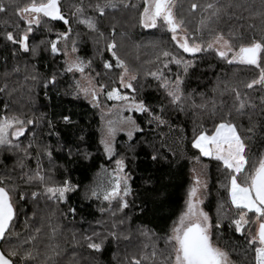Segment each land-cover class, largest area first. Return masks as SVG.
<instances>
[{"label": "trees", "instance_id": "1", "mask_svg": "<svg viewBox=\"0 0 264 264\" xmlns=\"http://www.w3.org/2000/svg\"><path fill=\"white\" fill-rule=\"evenodd\" d=\"M58 1L68 24L42 17L39 24H32L33 31L27 33L28 51L6 39L7 32L18 38L27 28L15 14L12 0H3L8 7L0 13V120L18 117L25 122L34 121L25 123V132L19 137H9L13 144L20 145L19 149L0 145V186L10 190L15 210L11 226L0 243L3 252L6 255L12 250L17 252L10 257L14 264H24L21 257L28 259L26 253L33 257L28 264H128L133 255L137 258L149 255L144 264H162L170 250L166 236L183 207L191 180L190 167L198 162L208 173L204 208L211 219L213 237L237 264H254V248L247 239L255 217L249 213L252 222L245 224L240 233L235 231L232 221L238 212L228 196L230 172L221 161L201 155L192 147V141L201 131L211 133L215 124L228 118L226 114L235 103L231 89L237 88L241 97L256 107L246 109L242 116L233 110L231 119L242 136L251 137L246 141L249 157L255 160L264 153L261 104L264 88L244 87L258 76L259 69L229 63L212 49L185 53L170 40L171 32L165 25L164 31H160L158 20L155 27L140 23L144 0ZM29 2L14 0L21 7ZM193 3L199 6L195 10L191 9ZM97 4L115 7H105L100 15ZM207 4L219 8V14L212 16ZM80 8L82 11H78ZM174 14L183 21L182 28L190 36L220 33L236 45L264 39V0H175ZM88 18L96 23L95 30L79 22ZM69 28L66 40L57 39L59 33ZM53 40L60 52L51 51ZM109 44H115L116 55L136 74L135 91L125 90L165 121L159 124L148 113H138L140 130L131 140L120 134L110 158L99 140L97 109L78 91L77 81L64 69L63 52L67 46L75 47L88 60V68L104 90H110L120 88V68L108 51ZM165 51L192 62L187 74L183 64L172 63L171 56L162 55ZM105 61L112 68H104ZM156 71L169 81V87L174 86L177 75L182 78L183 96L178 104L170 102L167 89L160 87L161 80L148 75ZM53 75L56 82L46 83ZM64 116H69L70 121L66 122ZM253 126V132L246 131ZM153 154L157 155V161L151 159ZM121 158L131 175L128 207L119 209V200L113 199L107 208L100 209L97 200L83 197L82 189L96 170L112 167ZM37 171L44 177L43 182L29 179ZM65 180L78 187L67 193L66 201L49 199L45 187L60 185ZM32 192L37 196L33 197ZM113 231L129 238L113 240L109 236ZM86 236L95 242L103 240L99 252L87 248ZM153 245L157 252L154 258L150 256Z\"/></svg>", "mask_w": 264, "mask_h": 264}, {"label": "snow or ice", "instance_id": "2", "mask_svg": "<svg viewBox=\"0 0 264 264\" xmlns=\"http://www.w3.org/2000/svg\"><path fill=\"white\" fill-rule=\"evenodd\" d=\"M175 0H144L143 11L140 13V23L144 27H155L158 19H162L167 26L169 32L172 33L173 41L177 42L179 48L183 49L185 53L195 54L204 50L200 43H197L195 39L191 42L188 39L187 34L177 40L178 30L181 29L183 21H178L173 12ZM12 6H14L15 14L23 20L27 25L24 33L18 38L14 37L12 32H7L6 39L13 43L19 44V47L24 51H28V35L33 31L32 24H39L42 17H48L53 20H62L64 24H68V20L61 13L58 0H30L29 3L21 7L19 4H15L12 0ZM115 7V5H96V10L100 15L104 14L105 7ZM7 7L3 0H0V13L6 12ZM199 7L197 4H191V9L195 10ZM207 9H212V16H217L220 12L219 8H216L213 4H207ZM82 11V8L78 9ZM75 15V13H74ZM207 19V18H206ZM85 24L89 29L95 30L96 23L91 19H81L79 21ZM203 23V21H202ZM18 27V25H17ZM71 29L63 33H59L57 39L63 37L65 40L69 36ZM214 42H220L222 47L217 49V55L221 58H228L229 53H232L229 63H240L245 65H252L259 69V74L255 78L247 82L244 87L252 89L254 86L259 85L264 88V39L256 40L252 39L249 43H241L238 48L234 50V46L230 40L224 39L222 35L217 34ZM75 45V41H73ZM208 48L213 47V42H209ZM108 51L112 52V56L115 58L116 67L121 68L120 72V87L133 89L131 81L137 79L136 75H127L129 69L125 65V62L120 59L114 51L115 44L107 45ZM35 47L32 51L35 52ZM75 51V47L72 49ZM51 51L57 53L59 51L57 47V41H51ZM66 55V53H65ZM164 57H170L172 63L177 65H184V72L187 74L188 68L192 66L191 61H185L176 56H172L169 52L162 53ZM91 61H89V66ZM112 64L105 61L104 68H112ZM164 67H167L165 63ZM73 69L83 73V62H72L69 64L67 71ZM148 75L153 76L157 80H161L160 87L167 89V96L171 98V103L178 104L183 96L181 90L182 78L177 75L175 84L173 87H169V81L162 77V73L159 71L149 72ZM127 77V78H126ZM35 79V77H33ZM56 76L53 75L46 83H55ZM79 87V85H77ZM101 89L104 88L103 84H100ZM86 95H91L95 100L97 93L91 89H82ZM135 91V89H133ZM231 91L235 94V103L233 109H230L226 114L228 118H223L221 121L214 125V131L211 134H207L205 131H201L199 135L195 136L192 141V147L199 150L200 154L206 157H212L223 163V166L229 170L230 175L228 177L229 184L227 186L228 196L231 205L237 209L238 218L232 221L235 225V231L240 233L245 224H249L250 219L248 214L251 213L255 217L254 223L258 225L255 229V234L249 235L247 239L248 245L254 248V264H264V153H260L255 160H252L248 152L250 151L247 140L251 137H244L241 135L238 125L231 119L233 110L239 116L245 114L246 109L255 108L254 103H250L241 97V93L237 88H232ZM109 99H115L125 101L129 111L135 109L136 112L148 113L152 120L157 121L159 124L165 123V121L159 116L155 115L149 106L144 101H136L135 97L129 98L127 95L121 94L117 88H112L107 93ZM261 104L264 105V97H261ZM200 107H204L200 105ZM264 110V109H262ZM183 111V108H181ZM63 119L67 122L70 121L69 116H64ZM249 121L251 122V115H249ZM127 122L131 124V128L128 131L129 138L132 137L133 131L139 130L135 121L131 117L127 118ZM151 122V121H150ZM25 123L32 124L33 120L29 119L26 122L20 120L18 117H5L0 120V145H9L13 148L19 149V144H13L11 137H18L25 132ZM253 127H248L247 132H253ZM12 129L11 131H9ZM115 129H108L107 139H102L101 143L104 146V151L108 155H112L114 148L112 145V138L114 136ZM31 145H29L30 147ZM27 150L25 149V152ZM50 155V153H49ZM151 159L157 161V155L153 154ZM116 169L114 170V180L111 182L109 190H105L104 200L111 201L112 199L119 200V209L128 207V202L125 197L130 194L131 189L128 185L130 177L124 172L125 162L124 159H117L115 161ZM246 165L248 170L246 171ZM242 177V179H241ZM38 178L41 182L44 181V177L40 175L39 171L36 172L35 177H29V179ZM2 183V182H0ZM197 184L199 180L197 179ZM77 185H73L70 181L65 180L60 185L46 186L45 194L49 199L57 201H66L67 193L75 191ZM123 193V195H121ZM93 196L97 195L95 189L91 193ZM33 197L37 196L36 192H32ZM196 196V188L193 187L188 192L187 210L183 212L177 221L173 222L170 234L166 236V246L170 249L167 255L164 256L162 264H230L228 253L218 245L214 244L210 237V223L209 216L206 212L199 209L197 205L200 203L198 199H193ZM20 198L23 199V194H20ZM71 212H75V209H69ZM15 215L14 205L12 202V196L10 190L4 186H0V239L4 238L10 222ZM120 223H123L121 221ZM116 227L115 224L112 225ZM219 223H217V228ZM147 235V233H142ZM94 236L99 235L93 233ZM109 236L113 240H118L121 237L128 239V236H122L113 231L109 233ZM87 241V248L99 252L103 245V240L95 242L91 237H84ZM148 247L147 244L144 245ZM153 251L150 253L151 257H156L157 252L155 245L152 246ZM17 252L12 250L6 256L4 252H0V264H14L10 257L16 256ZM24 257V264H28V260L33 259L31 253H26ZM149 259V255H141L139 258L133 255L128 264H144V261Z\"/></svg>", "mask_w": 264, "mask_h": 264}, {"label": "rangeland", "instance_id": "3", "mask_svg": "<svg viewBox=\"0 0 264 264\" xmlns=\"http://www.w3.org/2000/svg\"><path fill=\"white\" fill-rule=\"evenodd\" d=\"M173 12H174V7H173ZM177 20L180 21L178 18H177ZM158 23H159V27H160L159 29H162L160 31H164L163 26L165 24H164L163 20L158 19ZM166 29H167V26H166ZM185 34H187L186 31L181 27V29L178 30L177 40H180L181 37L184 36ZM218 34L222 35L224 39L229 40V38L226 37L224 34H220V33H218ZM216 35L217 34H211V35H203V36L196 37V36H190L189 34H187L190 42L193 39H195V41L197 43H200L204 49H212V50H215L217 52V49L221 48L222 45L220 42H214ZM170 40L173 43L177 44V42L173 41V39H172V33H170ZM209 42H213L212 48L207 47ZM233 46H234V50H235L236 48H238L239 45L233 44ZM72 49H73V46H70V47L67 46L65 49H63V52L66 53V55L64 57V69L67 71L69 64H71L72 62H81V61L83 62V66H84V72L83 73H81L75 69H73L72 71H68V72L71 75V77H73L77 81V85H79L78 91L88 101H90L97 109V114H98L99 122H100L99 123V131H100L99 140H100V143H101L102 139L109 138L108 137V129L110 127L115 129L114 136L112 138V145L114 148V152L112 153V155H108L104 151L106 156L108 158H110L115 153L116 140L120 134H124L126 136L127 140H131L134 137L135 133L138 131V130L133 131L132 137L129 138L127 133L132 126H131V124H129L127 122V118L131 117V119L135 121L136 125L138 126V128L140 130V125H139V123L137 121V117H136V115L140 112H136L135 109L129 111L125 101L109 99L107 96V93L109 91H111L112 89H110V90H104V88L101 89L99 87V85L101 83L98 82V80L96 79V76L88 68V60L76 48H75L76 49L75 51H73ZM60 51L61 50L59 49V52ZM231 56H232V53H229L227 59L230 60ZM121 71H122V69L120 68V72ZM133 74L136 75L135 73H133L129 69V72L127 75H133ZM135 81H136V79L131 81L132 85L135 84ZM85 88L96 91L97 96H96L95 100L93 99V97L91 95H86L85 92L82 91V89H85ZM114 88H117L121 94L127 95L129 98L135 97L132 93L125 90L127 88H123V87H120V88L114 87ZM135 99L137 102L140 101V99H137L136 97H135ZM207 134H211V133H207ZM14 138H16V137H14ZM101 145H102L103 150H104V146L102 143H101ZM115 169H116V163L112 167L102 166L101 168H99L98 170L95 171L92 180L89 183H87L82 189L83 197L87 200L88 199L97 200L98 201L97 206L100 209L107 208L110 205L111 201L113 200V199L111 201L104 200V194H105V190H109L111 187V182L114 180V170ZM124 172H126L128 174V176L130 177V179L128 180V185L132 191L131 175L126 170V163H125ZM190 178H191V180H190V182L186 188V192H185V200L183 203V207H182L181 211L178 213L177 217L174 219V221H177L179 216L187 210V200L189 198L188 192L193 187L196 188V196L193 199L194 200L198 199L200 201V203L197 205V207L208 214V212L204 208L205 189H206L208 182H209L206 167L204 165L198 163V162H193V164L190 167ZM197 179L199 180V184H197ZM93 189H95L97 191L96 196H93L91 194ZM121 195H123V193H121ZM130 199H131L130 194L125 197V200L128 203L130 202ZM208 216H209V214H208ZM209 223L211 225L209 231H210V237H211L212 242L214 244L218 245L219 247H221L222 249H224L225 251H227L224 247L219 245L217 239H215L213 237L214 230H213V226L211 223L210 216H209ZM172 226H173V223H172L171 227ZM171 227L169 229V234H170ZM257 227H258V225L255 224L254 228L251 230L250 233L255 234V229ZM227 253H228V258H229L230 264H237L232 259V257L230 256L228 251H227Z\"/></svg>", "mask_w": 264, "mask_h": 264}, {"label": "water", "instance_id": "4", "mask_svg": "<svg viewBox=\"0 0 264 264\" xmlns=\"http://www.w3.org/2000/svg\"><path fill=\"white\" fill-rule=\"evenodd\" d=\"M59 2V1H58ZM60 9H61V7H60ZM62 13V12H61ZM63 14V13H62ZM64 15V14H63ZM64 17L68 20V18L64 15ZM51 19V18H50ZM58 21H62V20H58ZM63 22V21H62ZM11 223H12V221L10 222V224H9V228H10V226H11ZM8 228V229H9ZM8 229H7V231H8ZM6 231V232H7ZM2 240H3V238L2 239H0V243L2 242ZM0 252H3V250L1 249V246H0ZM5 254V253H4ZM6 255V254H5ZM7 256V255H6Z\"/></svg>", "mask_w": 264, "mask_h": 264}]
</instances>
